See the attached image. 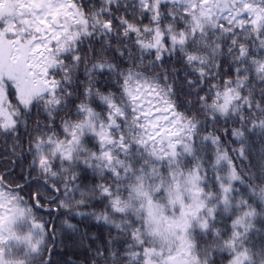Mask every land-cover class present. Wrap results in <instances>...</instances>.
Returning <instances> with one entry per match:
<instances>
[{"label": "snow or ice", "instance_id": "snow-or-ice-1", "mask_svg": "<svg viewBox=\"0 0 264 264\" xmlns=\"http://www.w3.org/2000/svg\"><path fill=\"white\" fill-rule=\"evenodd\" d=\"M0 137V264L94 203V264H264V0H0Z\"/></svg>", "mask_w": 264, "mask_h": 264}, {"label": "trees", "instance_id": "trees-1", "mask_svg": "<svg viewBox=\"0 0 264 264\" xmlns=\"http://www.w3.org/2000/svg\"><path fill=\"white\" fill-rule=\"evenodd\" d=\"M147 23V21H145ZM176 57H173L168 63L173 67L179 68L180 64L175 63ZM224 71H227V64L224 66ZM184 75V71H181L177 78L178 84L183 85L181 79ZM193 77H189L192 79ZM181 92V98L184 97L186 86ZM220 127H223L222 125ZM23 136V132L20 133ZM26 139V137H25ZM256 141V146H259L258 134L251 137ZM11 140L7 141V146L10 147ZM19 150V149H18ZM0 152H3L5 157L7 152L5 149L4 138L0 137ZM13 159H16L13 157ZM30 159V157L28 158ZM11 167V165H9ZM24 167H27L25 161ZM19 168L16 169L19 172ZM85 183H91V174H88V179ZM99 204H93L89 208L74 209L72 212L60 209L57 210L56 205L45 207L38 211V215L42 216L45 221H48V227L51 230L55 226V234L52 239L49 240V247L52 249L51 258L54 264H94V253L98 245L104 243L109 238V225L104 224L102 221L97 222L94 217L89 215H77V212L90 213L93 209L99 210ZM51 213V215H49ZM230 219H222L217 224V227L225 228L230 227ZM71 226V227H70ZM255 231L250 234L251 239L257 245L264 243V220L258 218L255 221ZM111 235L116 236L117 231L111 230ZM119 247V245H115ZM216 264H227V253L219 252L214 256Z\"/></svg>", "mask_w": 264, "mask_h": 264}]
</instances>
